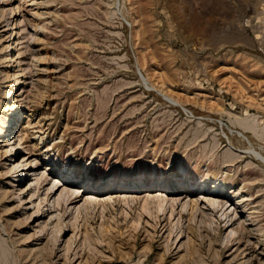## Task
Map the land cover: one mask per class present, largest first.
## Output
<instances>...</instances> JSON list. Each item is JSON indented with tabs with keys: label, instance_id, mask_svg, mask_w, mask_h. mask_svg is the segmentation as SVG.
Listing matches in <instances>:
<instances>
[{
	"label": "rangeland",
	"instance_id": "rangeland-1",
	"mask_svg": "<svg viewBox=\"0 0 264 264\" xmlns=\"http://www.w3.org/2000/svg\"><path fill=\"white\" fill-rule=\"evenodd\" d=\"M249 263L264 0H0V264Z\"/></svg>",
	"mask_w": 264,
	"mask_h": 264
},
{
	"label": "bare ground",
	"instance_id": "bare-ground-1",
	"mask_svg": "<svg viewBox=\"0 0 264 264\" xmlns=\"http://www.w3.org/2000/svg\"><path fill=\"white\" fill-rule=\"evenodd\" d=\"M6 57V56H5ZM7 58H9L8 57V55H7ZM17 79V78H16ZM253 122V121H252ZM236 123H238V124H240V125H242L243 123L241 122V121H239V120H236ZM247 124V126H248V124H250V123H246ZM244 125V124H243ZM251 125V124H250ZM249 125V126H250ZM253 125V124H252ZM246 126V125H245ZM246 126V127H247ZM251 127V126H250ZM254 127V126H253ZM254 129V128H253ZM261 129H263V128H261ZM255 131V130H254ZM18 147V146H17ZM239 156L238 155H236L234 152H232V151H230V150H228V149H226L224 152H223V154H222V161H224V162H227V161H231V160H233V159H236V158H238ZM45 172V171H44ZM70 175V172L66 175V174H63L62 175V178L61 179H57V178H54L55 179V181L53 182V184L52 185H54L55 186V188H57L59 185H62V184H68V185H70L71 183H75V181L73 180V179H71V176H69ZM160 178L161 177H159V178H157V181L156 180H154V181H156V183L160 180ZM141 180V179H140ZM175 181H180V177L178 178V177H176L175 179H174ZM86 182L84 183V187H82V189L80 190V193H76L75 195H74V197H76V196H79V195H81L82 193H84V192H87L90 188L87 186V184L86 183H88L89 182V179H87V177H86V180H85ZM120 181H123V180H120ZM162 182V181H161ZM177 182H175V183H177ZM90 183V182H89ZM215 185L216 184H213V188H215ZM122 185H120V187H121ZM139 186H140V184H139ZM154 186H156V184L154 185ZM92 189V188H91ZM222 190V189H221ZM171 191V189H169L167 192H170ZM63 193V192H62ZM72 193H74V191L72 192ZM71 193V194H72ZM146 194V193H145ZM158 194V193H157ZM157 194L155 195V197L153 196V195H148V194H146L145 195V197L146 196H148V198H151L152 199V197H153V199H157V201H158V203H159V201H161V200H163V197L161 196V194H158V196H157ZM170 194V193H169ZM67 197L65 198V200L66 199H68L69 198V196H70V194L69 193H66L65 194ZM163 195H165V194H163ZM167 195V194H166ZM160 196V197H159ZM73 197V198H74ZM130 197V196H129ZM132 197V196H131ZM144 197V198H145ZM21 199V198H20ZM23 199V198H22ZM146 199V198H145ZM150 200V199H149ZM240 200H242V198L241 199H239V201ZM88 201V200H87ZM210 202V204L212 205L211 206V210L213 211V210H217V211H222V215H226L225 214V210H224V206H225V204H226V201H224V200H222V201H215V200H211V201H209ZM236 203H238V201H235ZM161 203V202H160ZM235 203V204H236ZM40 204V203H39ZM162 204V203H161ZM245 206H247L246 204L245 205H243L242 207H245ZM159 207H161L160 205H159ZM249 216V215H248ZM248 220V219H247ZM250 220V219H249ZM228 222V221H227ZM249 223V222H248ZM58 223H55V225H54V232L56 233V231L57 230H59V224L57 225ZM226 225V224H225ZM230 225V224H229ZM228 226V225H227ZM243 227V226H242ZM58 233V232H57ZM54 239V238H53ZM56 239V238H55ZM55 241V240H54ZM192 242H193V240H192ZM195 243V242H194ZM196 244V243H195ZM192 246V245H191ZM194 246V245H193ZM192 246V247H193ZM198 247H199V245H198ZM195 248V247H194ZM196 250H197V247L195 248ZM199 249V248H198ZM190 250V249H189ZM202 251V250H201ZM189 252V251H188ZM193 252H194V250H193ZM197 252H199V250L198 251H196L195 253H197ZM190 253V252H189ZM194 253V254H195ZM201 253V252H200ZM203 256V255H202ZM199 257H201V256H199ZM200 259V258H199ZM201 261V260H200ZM249 261V260H248ZM250 262V261H249ZM258 262V261H257ZM185 263V262H184ZM250 264V263H249Z\"/></svg>",
	"mask_w": 264,
	"mask_h": 264
},
{
	"label": "water",
	"instance_id": "water-1",
	"mask_svg": "<svg viewBox=\"0 0 264 264\" xmlns=\"http://www.w3.org/2000/svg\"><path fill=\"white\" fill-rule=\"evenodd\" d=\"M137 73H138L139 75H141L140 72H139V70H137Z\"/></svg>",
	"mask_w": 264,
	"mask_h": 264
}]
</instances>
